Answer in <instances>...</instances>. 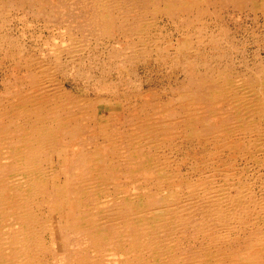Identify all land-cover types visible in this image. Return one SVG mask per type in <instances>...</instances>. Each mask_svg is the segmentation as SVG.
I'll list each match as a JSON object with an SVG mask.
<instances>
[{"label": "bare ground", "instance_id": "6f19581e", "mask_svg": "<svg viewBox=\"0 0 264 264\" xmlns=\"http://www.w3.org/2000/svg\"><path fill=\"white\" fill-rule=\"evenodd\" d=\"M159 1L141 2L151 14L149 19L153 23L160 15L161 18L172 14L215 17L217 21L220 17L215 7L224 4V0H166L163 4ZM230 1L237 5L248 1L252 9L264 14V0ZM119 2L82 0L87 25L84 20L81 26L90 27L93 34L105 42V47L115 41V34H119L125 41L129 36L136 39V44L131 42L129 50L142 44L147 51L151 48L148 42L152 37L149 38L150 28L155 25L146 23L143 29L132 28L133 33L127 32L128 26L124 27L122 15L119 18L113 9ZM60 4L58 0H0V71L5 75L4 88L0 92V264H47L49 261L41 253L49 249L42 237L49 234L54 248L60 241L57 237L59 227L74 234L73 237H79L85 249L77 250L75 254L68 250L57 264H264V185L260 186L254 170L246 173L243 171L245 166L243 170L239 167L241 159L251 161L254 166L264 159L261 158L264 153V63L245 67L244 72L237 74L225 66V69L209 67L204 75V84L209 88L202 94L210 109L199 110L198 98L191 94L181 95L182 92L166 104L169 112L174 109L171 104L176 102L180 104L178 107L194 112L181 116V132L174 123L177 120L173 122L168 114V120L163 118L165 113L160 114L161 110L152 112L162 116L163 121L154 120L152 115L142 117V111L133 108L132 113L129 112L133 123L121 129L113 144H103L97 140L92 128L95 135L90 131L86 136L87 127L78 118L75 108L87 113L86 124L96 121V106L113 107L117 114L118 108L113 103L119 100L112 102L110 98L100 96V92L107 91L110 96H115L117 89L113 87L119 83L101 88L95 99L82 95L84 92L77 94L64 89L63 83L70 74L63 69L62 54H67L69 61L89 45L83 42V37L78 39L71 34L76 26L70 21L64 22L71 9ZM41 16L45 18L44 24L50 25L46 24L44 29H51V41L49 37L44 39L43 31L38 28L39 21L34 20ZM152 21L148 22L151 24ZM12 23L15 27L21 24L33 28L31 38L41 41L37 44L39 48L37 45L30 48L27 40L24 41L27 35L24 27L22 37L14 36ZM59 23L63 24L62 28ZM56 29H59V35L55 33ZM211 37L206 41L202 35L197 43L206 46ZM43 41L51 47L53 57L46 53L38 55L44 49ZM153 41L150 42L159 50L164 47L187 50L196 44L188 37H183L180 44L167 40L159 46V40ZM112 49L119 53L124 51L123 47L112 46ZM70 61L79 69L80 64ZM7 66L8 70L5 69ZM74 67L73 77H76L73 80H76L78 74ZM142 94H138L136 106L139 108H143V99L148 100ZM226 116L230 118L228 121H225ZM193 143H197V151L196 146L193 147L195 151L191 149ZM185 144L195 154L191 151L183 153ZM57 150L66 155L64 167L61 164V173L68 177L66 181L57 177L52 165ZM179 153H182L180 157ZM194 207L202 209L204 214L200 220L197 218L198 222L193 220ZM212 220L214 225L208 226ZM184 240L189 248L200 240V251L189 250L184 254L181 251ZM217 246L223 247L216 250ZM225 248L228 249L225 254L228 263L222 255ZM79 254L81 257L77 258Z\"/></svg>", "mask_w": 264, "mask_h": 264}, {"label": "rangeland", "instance_id": "374dc122", "mask_svg": "<svg viewBox=\"0 0 264 264\" xmlns=\"http://www.w3.org/2000/svg\"><path fill=\"white\" fill-rule=\"evenodd\" d=\"M58 1H59V3H61L60 5L62 7H64V8L69 6L68 8H65V9H71L70 10L71 14H69V13L66 14L67 19L64 20V22L65 21H70V22L73 23L71 25H75L76 26V28L73 27L72 30L70 31L71 34L76 35L75 37H77L78 39L79 38L81 39L83 37L82 38L83 42L85 41L84 43L86 45H89L81 53H78L77 56H75L76 57L75 59H70V60H74L75 63L80 64L79 69L74 67V62H72L70 60L67 61V58H66L67 54L66 55H65V53L62 54L63 57H64V58L62 57L63 69L67 70V72L69 71L67 74H70V77L66 80L67 82L64 81V83H63L64 89L67 90V91L75 92L77 94H80L81 92H84V93H82V95H86L87 97L92 98V99L97 98L98 95L100 93H102V95H100V96L108 97V98H110V100L112 102L119 100V102H114L113 103L114 106L118 108L117 114L114 113L113 107H106L105 108V107H103L101 105L100 106H96L95 107L96 110L98 109L97 111L96 110L94 111L95 112L94 115L96 117L95 118L96 121H92V123L90 122L91 124H89V122L86 124V120H87L86 114L87 113L86 112L84 113L79 108H75V111H76V114H77L78 118L79 119L81 118L83 124H85L86 127H87L86 130H85L86 136L91 131L90 128H92L96 132V134L98 136L97 140H101L103 144H106L107 142H109L108 143L109 145L111 143L113 144V142H115V140L119 137L121 129L124 128V127L130 126L133 123L132 114H131L132 113L131 111H132L133 108H135L136 110H139L140 112L142 111V113H141L142 117L145 116V115H148V116L152 115L151 117L154 120L162 119V116L160 117L157 114V112L153 113L152 111H155L154 109L161 110L162 112L160 114H164L165 113L163 118H166L167 114H168L172 118L173 122L175 120H177L174 123L176 124L177 129L181 132V128H182L181 127L182 124H181V121H180L181 120V116L183 115L182 116V118H183L187 112H189V111L192 112V110H189V109H186V108L184 109L181 106L178 107L180 104L178 105L177 102H176L174 104H171L172 105L171 107H174V109L171 108V112H169V106H166V104L168 102L171 103L173 100H175L176 95L178 96V94L180 95V93L182 92L181 95L191 94L192 96L194 95L193 96L194 98H196V99L198 98L196 103H199V101H200L199 104H200L201 107L200 106L198 107L199 110L203 109V110L206 111V110L210 109L208 101L206 99H204V97H203L204 93L202 94V92H207V89L209 88V86L204 84L205 71L206 70L207 71L210 70L209 67H215V68H221V69H225V67H228L229 69L233 70L235 74H237V73L244 72V70L246 69L245 67H249L250 68L254 64H257L259 62L264 63V14H262L258 10H255V8L252 9V7L248 3V1L242 2L243 3L242 5H237V3H231L232 1H230V0H227V1L224 0L223 6L217 5V7H215L216 9H218L219 17H220L219 19H217V21H216L215 17L204 16V17L197 18V17H193V16H190V15H187V14H181V15L172 14V16L171 15L170 16L163 15L161 18H160V16H161L160 15V16L156 17V19H155V21L153 23V21L151 19H149V18H151V16H150L151 14L147 13V10H146L145 7H142L143 6V4H142L143 2L144 3L145 2L148 3L150 0L149 1L148 0H140V1L139 0H136V1L135 0H133V1L132 0H126V1L125 0H118V1H120L119 2L120 4L116 5V7H115V5H114V7L112 5V7H113V9L115 11L118 12V14H116V15H119L118 16L119 18L122 15V18H123L122 21H123L124 27L128 26L127 30H126L127 32L131 31L133 33V29H136V28H139V30L141 28L143 29L144 28L143 26H145L146 23L148 25H150V26L151 25H155V26H151V28H150L151 29V33L153 35L151 33L149 34V38L151 36L152 37L148 41L149 44H150V47H151V48L147 49L148 52L144 49V46L141 44V42H140V44H141L140 46L141 47H137V49H136V45H135V48L133 50L132 49L129 50L131 42L133 43V41H135L134 44H136V39L133 38L134 36H129V38L126 39V41H125L123 39V37L122 38L119 37V34H115V41L113 43L112 42H110L111 44L107 43V46H106L107 49H106L105 44H104L105 42H102L100 37L94 35L93 33H95V32H93L90 27H88V29H85V28H83L81 26L83 24L84 20H85V25H87V22H86V19H85V12L82 9V7H83L82 0L81 1L78 0V2H77V0H74V1L71 0L72 4H71V2L70 3L68 2L69 0L68 1L67 0H58ZM162 1L166 2V0H160L159 2L163 4ZM64 3L65 4L67 3V4L65 5ZM238 3H240V2H238ZM70 4H71V7H70ZM134 5H136L137 7L134 6ZM77 7H79V8H77ZM233 7H235V8H233ZM76 8H77V11H79V12H77V11L75 12ZM143 8L145 10H143ZM122 9L124 11H122ZM136 9H139V10H136ZM120 10H121V12H120ZM80 11H81V14H80ZM140 11H141V13L143 12L142 13L143 15L144 14L145 15L143 16L140 13ZM112 13H114V12H112ZM69 15L72 16V17H70ZM123 15H125V16H123ZM137 15H139V18H138ZM133 16H134V18H133ZM34 20L35 21H39L38 28L41 29V30L39 29V31H43L42 36L44 37V39L49 37V38H51L50 41L53 40V33H52L51 29L49 31H48V29H46V30L44 29L45 25L48 24V23L44 24V22H46L45 18L41 16V17H39L37 19H34ZM48 21H50V20H48ZM148 21H150V22L152 21V23L150 24V22H148ZM51 22H53V21H51ZM126 22L127 23L129 22V23L127 24ZM144 22H145V24H144ZM175 23H176V25H174ZM215 24L217 26H215ZM58 25L61 28L63 26L62 23H59ZM135 25H137V26H135ZM23 27L24 26L21 25V24H19L18 26L15 27V25H13V23H12L11 29L13 31V35L16 36V37H22L20 35H21V32L23 31L22 30ZM26 27L27 26H25L24 28L27 29V30H25L27 35H26L24 41L27 40L28 46L30 48L31 47L35 48V46L37 44H39L41 41L37 42L38 40H35V39L33 40L31 38V33L34 32L32 30L33 28H26ZM49 27H50V25H49ZM186 27H188V28H186ZM199 27H200V29H199ZM212 27H214V30H213ZM209 29H210V31H209ZM216 30H218V31H216ZM80 31H82V32L79 33ZM190 32H191V35H188V34H190ZM225 32H227L226 34L228 36L225 34ZM55 33L59 35V29H56ZM222 34H224V35H222ZM202 35H203V38L206 37L205 38L206 41H207V38L212 36L209 39V40H211L210 44L208 43L206 46L205 45L204 46L203 45L199 46V42L197 43V41H198V39H200V37ZM204 35H205V37H204ZM215 36H216V38H215ZM36 37L37 36H35L34 38H36ZM90 37H92V38H90ZM183 37H188L190 39L195 40L196 44L190 45L189 49H187V50L186 49L179 50V49H176V48L165 49V47H164L163 49H161L162 50L161 51V50H159L156 47V45H152V42H150L151 40L152 41L153 40H159V42H157V44L159 46L163 45L165 43V41H167V40L168 41H172L173 43L180 44L181 41L183 40ZM217 38H219V39H217ZM225 38H227V39H225ZM21 40L23 41V38H21ZM95 40H96V42H95ZM153 42H155V41H153ZM227 44H228V47H227ZM208 45H210V46L208 47ZM233 45H234V47H232ZM37 46L39 48V45H37ZM112 46L123 47L124 51H121V53H119L120 51H114L112 49ZM155 47L157 49V52L155 51L156 50ZM191 47H193L195 50L193 48H191ZM43 48H40V49H43V50H41L39 53L36 51V53H38V55L46 53L47 55L52 56V51H51L52 49H51V47L47 46L45 44V42H44V47ZM141 48L143 50H141ZM204 48H205V50H204ZM93 49H95V50H93ZM48 50H50V51H48ZM202 50H203V53H202ZM225 50H227L226 53L224 52ZM90 51L92 53H90ZM93 51H94V53H93ZM98 51L102 52V53H98ZM165 51L168 52V53H166ZM169 51H171V52H169ZM196 51H198V52H196ZM204 51H206V53ZM217 51H219V53ZM112 52L114 53V55H113ZM154 52L156 54H154ZM184 54H185V56H184ZM197 54L200 55V56H198ZM217 54H220V55H217ZM221 54H223V55H221ZM226 54H228V55H226ZM86 55H88V56H86ZM196 55H197V57H196ZM83 56H85V57H83ZM90 56H91V59H93V58L94 59L93 60H91V59L89 60L88 58H90ZM114 56L117 57V58H115ZM131 56H132V58H131ZM171 56H172V58L170 60ZM216 56H218V57H216ZM153 57H154V59H153ZM79 58H82V59L80 60ZM83 58H85V59H83ZM110 58H112V59H110ZM128 59H129V61H128ZM172 59L174 60L175 63L172 62L173 61ZM92 61H94V62L92 63ZM116 61H117V63H116ZM217 61H218V63H217ZM130 62H132V63H130ZM171 62H172V64H171ZM207 62H209V63H207ZM5 63H8V61H5ZM99 63H100V65H99ZM166 63H167V65H166ZM185 63H187V64H185ZM91 64L94 65V66H92ZM170 64H171L172 67H170ZM203 65H204V67H203ZM207 65H209V66H207ZM176 66H177V68H176ZM179 66H181V67H179ZM223 66H225V67L223 68ZM8 67L9 66L5 67V69L8 70ZM73 67L75 68V70H77V74H78L76 80H73V78L76 77V76L73 77L74 72H75ZM142 67L144 68V70H143ZM166 67H167V69H166ZM91 68H92V70H91ZM200 68H202V69H200ZM138 69H140V70H138ZM132 70H134V71H132ZM111 71H113V73ZM127 71H128V73H127ZM166 71H167V73H166ZM0 73H1L0 74V92H1V91H3V88H4V84L2 82L5 79V75H4V73L2 71H0ZM120 73L121 74L124 73V75H121ZM81 74H83V75H81ZM131 74H132V76H131ZM134 74H136V75H134ZM198 75H199V78H198ZM93 76H95V77L93 78ZM200 76H201V78H200ZM141 77H142V79H141ZM109 78H110V80H108ZM119 78H122L123 81H122V79H119ZM145 79H147V80H145ZM92 80L94 82H92ZM200 81H202V82H200ZM196 83L199 84V85H197ZM108 84H110V86L113 85V84H118V85H116V87H113V88L117 89V90H115V92H116L114 94L115 96H110L109 95L110 92H107V91H102L100 93L98 92V90H100L101 88H104L106 86L108 87L109 86ZM92 86H93V89H92ZM187 92H189V93H187ZM145 93H146V95H145ZM138 94H142L143 96L148 97V100L143 99L144 101H142L143 102V108H139L138 106H136L138 104V101H139L138 100V98H139ZM123 97H124V99H123ZM130 97H131V99H130ZM147 102H149V103H147ZM131 105H134V106H131ZM124 106H126L127 108L124 107ZM99 107H101V108H99ZM226 107H228V106L226 105ZM226 107H224V108L228 109ZM177 108H179V109H177ZM78 109H79V111H78ZM123 109H125V110H123ZM104 111H106V112H104ZM111 111H113V112L111 113ZM223 111H224V113L227 112V110H223ZM127 112H128V114H126ZM129 112H131V113H129ZM192 113H194V112H192ZM83 114H85V115H83ZM107 114H108L109 117L107 116ZM226 114H224V115H226ZM229 119L230 118L227 117V118H225V121H228ZM162 121H163V119H162ZM90 125H91V127H90ZM112 128H113V130H112ZM101 130H102V132H101ZM94 131H91V133L95 135ZM137 138L138 137H136V139H135L136 141H138ZM103 140H104L105 143L103 142ZM118 143H120V141H118ZM195 144H197V143H193L191 145L192 146L191 149L194 150L193 147L196 146V148H197L196 151H197L198 147ZM183 147H185V150L183 149L184 150L183 153H185V151H189V152L191 151L190 146L188 144H185V146H183ZM163 150L166 152V146L163 147ZM57 151L58 152H56V154L53 155V164L52 165H53V167L55 169L57 177L61 181H66L68 177L64 176L65 174L61 173V170H62V168L64 167V165L66 163V160H65L66 159V155H65V153L62 150L61 151L57 150ZM194 151H191V153L195 154ZM49 154L51 155V152ZM180 154L182 155V153H179V157L181 156ZM57 156H58V158H57ZM198 157H200V155ZM261 158H264V153L262 154ZM179 159H181V158H179ZM247 161L248 160H246V159H244V160L241 159L239 161L240 162L239 163V167L242 169L243 166H245L243 168L244 170L243 169L242 170L245 171L246 173H248V172L253 173V170H254V172H256V174H257L256 175L257 178L259 179V184L262 187L264 185V171H263L264 170V159H262L260 161V163H261L260 165H256V166H254L251 161L250 162H247ZM56 164H58V165L55 166ZM61 164H63V167H62ZM247 166H249L250 168L247 167ZM60 167H61V169H60ZM183 167L186 170V167L185 166H183ZM251 170H252V172H251ZM261 171H262V173H260ZM250 173H249V175H250ZM203 215L204 214H203L202 209L200 211L199 208L194 207L193 218H195V219H193V220H196L198 222V220H200V218H202ZM197 218H198V220H197ZM211 225H214L213 220L211 221V223L209 222L208 226H211ZM61 232L64 233V234H62ZM187 233H188V231L185 230L184 235L187 236ZM44 236L42 237V239L45 242L46 246H48L49 250H45V251L43 250L41 255H42V257L45 260H47V262L49 261L47 264H57L58 259H60L63 254L66 255L69 251H71V253L75 254V251L84 250L85 249V244L78 239L79 237H76V236L73 237L74 234H70L67 231L61 229L60 227L57 230V237H58V240H60V241H57V244H55L54 248L51 247L52 237L49 234H46ZM70 238H71V240H70ZM48 240H50V241H48ZM75 240H77V241L74 242ZM71 241H72V243H71ZM182 242H183V249L181 251H183L184 254H187L186 252H188L189 250L200 251V248H201L200 240H198V243H194L193 242V245H192L193 248L192 247L191 248L188 247L187 240H184ZM222 247L223 246H220V247L217 246L216 250L218 248H222ZM64 248H65V250H64ZM227 251H228V249L225 248V250H223V252H222V255L225 258L224 261L225 260L227 261V258H228V256L225 255L227 253ZM78 252L81 254L80 251H78ZM80 254H79V256L77 258L81 257ZM226 261H225V263H228Z\"/></svg>", "mask_w": 264, "mask_h": 264}]
</instances>
